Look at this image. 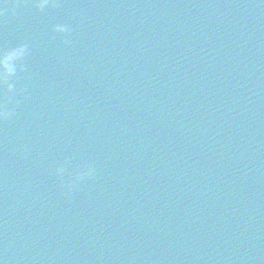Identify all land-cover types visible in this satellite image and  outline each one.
Returning a JSON list of instances; mask_svg holds the SVG:
<instances>
[{"label":"water","instance_id":"95a60500","mask_svg":"<svg viewBox=\"0 0 264 264\" xmlns=\"http://www.w3.org/2000/svg\"><path fill=\"white\" fill-rule=\"evenodd\" d=\"M7 48L13 47L0 35V51ZM10 82L13 116L0 122V260L171 264L85 134L26 61ZM84 166L93 174L77 180Z\"/></svg>","mask_w":264,"mask_h":264},{"label":"clouds","instance_id":"9594fccd","mask_svg":"<svg viewBox=\"0 0 264 264\" xmlns=\"http://www.w3.org/2000/svg\"><path fill=\"white\" fill-rule=\"evenodd\" d=\"M22 6L23 4L20 0H0V17H3L5 13L14 16L16 8ZM56 6L57 0H32V7L37 11ZM70 30V26L66 23L54 24L51 29L57 37L65 39V42H67L66 38ZM28 55L29 48L25 43L0 51V122L9 120L13 116V112L9 108V94L13 93V84L10 81L15 74L17 66L22 64ZM61 172L62 169H56L58 175ZM92 174V169L84 166L77 173L76 179L82 180L91 177ZM0 264H4V261L0 260Z\"/></svg>","mask_w":264,"mask_h":264}]
</instances>
